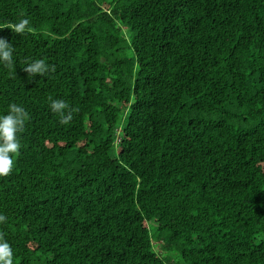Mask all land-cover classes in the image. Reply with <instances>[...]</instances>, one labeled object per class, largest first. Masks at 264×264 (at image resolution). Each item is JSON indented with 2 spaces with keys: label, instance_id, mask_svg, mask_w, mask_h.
<instances>
[{
  "label": "trees",
  "instance_id": "obj_1",
  "mask_svg": "<svg viewBox=\"0 0 264 264\" xmlns=\"http://www.w3.org/2000/svg\"><path fill=\"white\" fill-rule=\"evenodd\" d=\"M0 27L13 264H264V0H0Z\"/></svg>",
  "mask_w": 264,
  "mask_h": 264
},
{
  "label": "clouds",
  "instance_id": "obj_2",
  "mask_svg": "<svg viewBox=\"0 0 264 264\" xmlns=\"http://www.w3.org/2000/svg\"><path fill=\"white\" fill-rule=\"evenodd\" d=\"M29 25L27 19L21 20L18 24L9 25L8 29L16 33H22ZM0 29H4L0 27ZM13 46L0 39V63L12 65L13 63ZM24 70L35 75H44L49 71H55L54 66L45 63L43 59L34 60L28 64ZM52 113L60 118V123L67 125L73 119L72 113L76 109L63 100H51L49 105ZM29 119V114L26 109L16 103L9 105L7 115H0V178L9 176L14 169L15 157L19 156L21 143L18 133H20L25 125V121ZM7 217L0 213V224H3ZM13 249L11 245L4 239L3 234H0V264H13Z\"/></svg>",
  "mask_w": 264,
  "mask_h": 264
},
{
  "label": "rangeland",
  "instance_id": "obj_3",
  "mask_svg": "<svg viewBox=\"0 0 264 264\" xmlns=\"http://www.w3.org/2000/svg\"><path fill=\"white\" fill-rule=\"evenodd\" d=\"M175 261H177V262H180V259H179V257L177 256V258L175 259Z\"/></svg>",
  "mask_w": 264,
  "mask_h": 264
}]
</instances>
